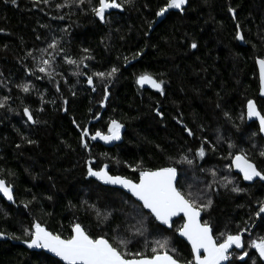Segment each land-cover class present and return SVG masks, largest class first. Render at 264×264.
Returning <instances> with one entry per match:
<instances>
[{
	"label": "trees",
	"instance_id": "obj_1",
	"mask_svg": "<svg viewBox=\"0 0 264 264\" xmlns=\"http://www.w3.org/2000/svg\"><path fill=\"white\" fill-rule=\"evenodd\" d=\"M33 3L34 0H17L14 6L10 0H0V28L4 29L0 33V99L11 97L7 107L0 108V169H4L0 178L14 184L16 197L15 204H7L0 198V209L8 212L5 217L4 211H0V231L21 235L23 227L36 219L49 231L67 238L71 224L79 222L92 235H106L115 244L111 230L120 224V234L126 235L125 224L134 221H126L119 211L124 207L122 199L113 197L111 188L87 176L85 161L89 154L80 147L79 133L72 120L81 126L89 124L93 132L98 128L106 131L110 119L122 122L125 125L122 139L115 146L90 141L93 167L106 164L112 175L135 178L126 165L142 162L144 167L169 166L173 164L169 157L178 159V151L191 148L189 158H192L201 145V139L188 137L174 117L182 119L198 138L206 137L217 149L213 152L206 148L205 157L194 162V171L187 165H174L187 177L182 181L185 190L189 183L195 190L213 179L207 171L201 173V168L215 169L216 180L224 175L234 176L238 185L247 189L233 193L217 184L212 192L213 205L207 213H202L203 220L212 223L216 235L226 229L236 232L245 226L250 230L255 222L256 201L264 199V182L246 183L239 180L234 171L228 174L224 164L230 160L224 157L229 155L227 142L230 139L237 150H248L264 169V158L258 155L264 141L259 136L251 137L258 126L254 122L240 121L249 99L264 113V100L258 97L255 64L257 56H264V44L260 40L264 35V0H189L183 13L170 9L160 18L155 12L167 0H133L123 11H109L107 24H100L90 12L85 14L74 7L57 10L56 5L63 4L64 0H49L47 5L39 2L35 7ZM229 7L236 10L235 20L228 12ZM57 16L64 19H56ZM150 20L156 21L152 29L147 24ZM236 24L242 25L247 43L234 39ZM65 27L69 31L62 33L60 30ZM53 34L63 37L61 46L73 58L84 55L82 48L91 50L93 59L86 61L89 68H81L86 73L104 71L113 65L120 67V72L108 84L110 95L104 108L99 106L103 85L97 82V91L92 92L84 77L71 75L74 66L64 64L61 57H57V71L63 78L56 77L49 82L47 77L36 80L25 75L23 65L31 66L32 60L26 58L18 63V58L28 50L45 47V38ZM38 35L41 40L36 39ZM193 41L198 44L196 49L190 48ZM138 51L141 55L133 59ZM142 73L164 80L165 95L140 88L135 80ZM28 82L33 85V91L21 92L17 85ZM56 82L61 87L60 93L56 92ZM61 97L68 100L64 105L67 112L60 110ZM21 100L32 109L39 123H26ZM52 100L56 104L50 103ZM8 107L14 111H8ZM154 108L162 111L164 117H157ZM95 112L101 113L99 120L92 119ZM224 112L230 114L231 120L225 118ZM234 124L240 126L243 135L236 131ZM21 136L36 143L27 144ZM253 144L257 147L253 148ZM9 170L15 175H7ZM33 196L37 198L34 206L25 208L24 203ZM82 201L112 211L113 215L97 227L95 212ZM245 221L249 223L245 225ZM180 223L181 219L175 220L174 227ZM164 235L172 237L173 246L178 248L183 260L191 258L189 247L176 234L169 230ZM260 236H264L261 220L251 236L244 238L245 247L250 239ZM19 243L0 239V264H61L42 252L28 251ZM235 264L241 262L237 260Z\"/></svg>",
	"mask_w": 264,
	"mask_h": 264
},
{
	"label": "snow or ice",
	"instance_id": "obj_2",
	"mask_svg": "<svg viewBox=\"0 0 264 264\" xmlns=\"http://www.w3.org/2000/svg\"><path fill=\"white\" fill-rule=\"evenodd\" d=\"M42 2L45 5L49 4V0H34L33 6ZM12 5L17 4V0H10ZM133 0H64L63 4H57V10L61 8H75L82 13H91L93 17L100 24H107V16L110 14V9H119L123 11L125 6H131ZM189 0H167V3L160 7L156 12L157 18L165 17L170 9L178 10L180 13L185 11V5ZM87 4V7L85 5ZM42 10V9H41ZM228 12L232 14L233 20L236 19V10L232 7L228 8ZM56 19L63 20L64 16H57ZM156 23L155 20L147 21L148 28L152 29ZM41 27H46L41 25ZM62 33L69 31L68 27L60 30ZM4 32L0 28V33ZM148 36V32L144 33ZM37 40H41L38 35ZM62 39L57 38L53 34L50 38H45V47L39 49H32L25 52L24 56L19 57L17 62L21 63L24 59L30 58L32 60L31 66L24 64L23 71L26 76L34 77L36 80H41L45 77L49 82L56 80V77H62L61 73L57 71L58 63L57 57H61L64 64L74 66V71L71 75L76 77H84V82L92 92L97 91V82L103 85V98L99 101L100 108L106 106V101L109 98L110 92L108 84L120 72V67L113 65L104 71H89L84 72L81 70L88 69L89 65L87 60L93 59L91 50L82 48L81 51L84 55L79 58H73L69 52L62 47ZM236 41L247 43L243 35L242 25H235ZM261 43L264 44V35L260 37ZM7 49V45L3 46ZM198 44L193 41L190 48L196 49ZM253 48L256 45L253 44ZM142 51V50H141ZM141 51L133 55L136 59L141 55ZM39 52V55L35 53ZM125 64L129 63L127 57ZM255 64L259 71V90L260 94L264 96V56H257ZM2 75V74H0ZM65 84L68 81L65 79ZM79 83V80L77 81ZM135 83L137 85H150L160 95H165L164 84L162 79H157L153 74L142 73L136 77ZM56 92H61L59 83H55ZM19 90L23 93H30L33 91L31 82L22 83L17 85ZM41 95V102L44 103L43 93ZM72 95L75 96L76 92L73 91ZM10 96H4L0 99V108H6ZM60 110L67 112L64 107L68 103L66 98L61 97ZM56 104L55 100L50 101ZM23 105L22 114L26 117V123L35 125L39 123L34 118L32 109ZM220 105H217L219 108ZM8 111L14 109L8 107ZM38 111H43L39 109ZM153 111L157 117H164V113L158 108ZM91 113L92 110L89 109ZM225 118L231 120L228 112H224ZM101 118L100 112H95L92 115L93 120ZM176 119V122L182 126V131L194 139H201V145L195 149L192 158L189 154L192 149L189 148L185 151H178V159L169 157L173 160V164L165 167H144L142 162H138L135 166L126 165L134 174L135 178H129L125 175H112L108 165H103L99 168L93 167L92 153L90 141H103L105 144L119 141L122 139L121 130L125 125L117 119H110L106 125V131L96 129L94 132L90 129L89 124L81 126L75 119L72 120L73 126L79 133V144L82 149L88 152L89 159L85 161L86 174L88 177H94L103 185L118 186L111 189V195L115 198L122 199L124 207L119 211L125 216L126 221L131 220L134 223L125 224L126 235L120 234L121 225L117 224L111 231L113 233L112 240L116 241L114 244L106 235H92L81 223L74 222L71 224V233L67 238L62 237L61 234L49 231L48 228L36 219H33L30 224L23 227L22 234L8 233L0 231V238H7L10 240H17L27 246L28 249H44L49 253H53L59 258L63 264H235L237 260L241 264H264V236L255 239H250L249 244L245 247L242 239V233L247 232V226L239 228L238 231L232 232L224 230L215 234V229L209 220H203L202 213H207L213 205L212 192L216 190V185L230 189L233 193H241L247 191L246 188L240 187L237 183V178L231 175H224L216 180L218 172L215 169H200L203 173L207 171L212 180L207 181L203 187L195 188L194 185L189 183L185 190L182 186V181H186L187 177L184 171L174 165H187L189 168L195 170V161L203 159L206 155V148L215 152L216 145L211 144L206 137L198 138L196 133L187 125L183 123L182 119ZM252 120L258 125L257 130L251 133V137H264V113L257 109L253 100L249 99L246 104V114L240 117L241 123L245 120ZM91 121H89L90 123ZM233 127L241 135L244 131L241 130L239 125L234 124ZM200 131L203 132V126ZM250 137V139H251ZM27 144H35L36 142L26 136H21ZM218 139H222L218 137ZM229 155L224 159L230 160V163H225L224 168L228 174H231L235 169L239 175V180L250 182L252 184L256 181L264 182V169H261L256 161L251 157L249 151L244 148L237 150V145L230 139L227 142ZM19 148L20 145H17ZM159 147V146H157ZM253 148L257 147L256 144L252 145ZM261 158H264V148L258 152ZM4 169H0L3 173ZM7 175L14 176L11 170ZM119 189L125 190L121 193ZM127 195V198L123 197ZM0 198L10 202L16 203L15 186L13 183L6 179L0 178ZM37 198L33 196L31 201L24 203L25 208H30L33 201ZM51 199V197H48ZM83 205L93 210L96 214L99 227L105 221H109L113 215L112 211L101 210L96 204H90L88 201H82ZM257 207L253 211V215L260 218L264 223V199L256 201ZM0 211H4L0 209ZM5 217L8 212L4 211ZM173 218H182V223L175 226ZM249 222L245 221V225ZM171 230L172 233L178 234L187 241L190 246V259L183 260L179 254L178 248L173 246V239L168 235H164L166 231ZM142 241V243H141ZM135 245V248L132 246ZM253 249L250 252L248 249Z\"/></svg>",
	"mask_w": 264,
	"mask_h": 264
},
{
	"label": "water",
	"instance_id": "obj_3",
	"mask_svg": "<svg viewBox=\"0 0 264 264\" xmlns=\"http://www.w3.org/2000/svg\"><path fill=\"white\" fill-rule=\"evenodd\" d=\"M111 10H113V9H110L109 11H111ZM256 70H257V76H258V82H259V71H258V67H257V65H256ZM140 88H142V89H148V90H154L150 85H148V84H145V85H138ZM258 97L260 98V99H263L264 100V96H262L261 94H260V90H259V92H258ZM254 103H255V101H254ZM256 104V103H255ZM257 106V105H256ZM257 109H258V107H257ZM245 114H246V106H245ZM253 121L252 120H247L246 119V123H252ZM258 126V125H257ZM122 133H123V129L121 130V136H122ZM262 138V140L264 141V137H261ZM93 142H100V143H102L104 146H106V147H113V146H115L117 143H119L120 142V140L119 141H113V142H110V143H107V144H105L103 141H99V140H97V141H93ZM237 175H238V173H237V171L234 169L233 170ZM239 176V175H238ZM91 179H93L94 181H96L97 183H99L101 186H104V187H108V188H111V189H113V188H116V187H118V186H112V185H103L100 181H97L94 177H90ZM246 183H250V182H246ZM119 191H121V192H123L124 193V191L125 190H123V189H119ZM7 204H10V202H8V201H6V200H4ZM174 219V221L175 220H177V218H173ZM181 220H182V218H180ZM259 220H260V218H258V217H256L255 216V222L252 224V226H251V228H250V230H249V232H244V233H242V239H243V243H244V238L245 237H250L251 236V232L253 231V229L256 227V225H257V223L259 222ZM177 235V237L180 239V240H182L183 242H185V244L189 247V249H190V246L187 244V241L186 240H184L182 237H179L178 236V234H176ZM0 239H4V238H0ZM20 245H22L25 249H27L28 251H31V252H42V253H44V254H46V255H48V256H50L51 258H53V259H55V260H57L58 262H60L61 264H63V262L62 261H60L59 260V258L58 257H56L53 253H49V252H47V250H44V249H28L27 248V246L26 245H24V244H22V243H19ZM225 264H227V262H225Z\"/></svg>",
	"mask_w": 264,
	"mask_h": 264
}]
</instances>
